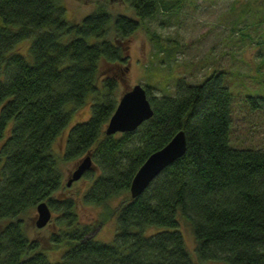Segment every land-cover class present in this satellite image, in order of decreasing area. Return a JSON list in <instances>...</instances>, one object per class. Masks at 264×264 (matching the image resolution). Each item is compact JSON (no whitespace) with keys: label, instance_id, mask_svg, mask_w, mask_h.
<instances>
[{"label":"trees","instance_id":"1","mask_svg":"<svg viewBox=\"0 0 264 264\" xmlns=\"http://www.w3.org/2000/svg\"><path fill=\"white\" fill-rule=\"evenodd\" d=\"M161 1L127 0L134 17L113 15L99 0L76 22L59 0H0V264H196L182 220L192 227L199 264H264V147L230 145L225 71L197 84L177 77L174 91L161 96L146 85L153 116L132 131H104L129 64L123 43ZM88 104L89 118L72 124L58 155L53 142ZM180 128L185 154L132 197L137 168ZM86 153L97 169L82 176L93 179L84 204L121 196L109 242L82 224L77 200L58 196L62 163ZM44 200L56 212L50 242L69 245L57 261L29 239L22 219Z\"/></svg>","mask_w":264,"mask_h":264},{"label":"rangeland","instance_id":"2","mask_svg":"<svg viewBox=\"0 0 264 264\" xmlns=\"http://www.w3.org/2000/svg\"><path fill=\"white\" fill-rule=\"evenodd\" d=\"M59 1L65 7L66 20L76 22L94 12L99 2ZM104 1L113 15L120 12L136 16L135 9L127 0ZM162 2L168 7L162 6ZM161 3H158L156 13L142 19L139 29L132 32L123 43L129 64L119 81V96L123 90L136 83L148 85L153 94L161 96L174 91L177 77H184L190 84H197L210 72L223 70L226 73L225 84L230 87L232 98L230 145L263 148L264 0H163ZM29 41L30 38L26 40L27 44ZM25 43L18 46L23 55L29 45ZM67 106L71 108L73 105ZM90 108L88 104L72 112L69 124L53 142L58 155L63 154L66 136L72 124L88 119ZM83 157L62 163L64 184L58 196L68 195L77 200L76 209L82 224H92V237L95 240L109 242L118 231V209L115 208L121 196L110 198L105 205L84 204L82 195L93 179L81 177L70 186L66 184L67 178ZM55 214L53 212L51 220L41 228L35 223L38 216L36 205L22 217L29 239L37 240L51 261L63 257V252L69 246L67 244L55 248L50 242L49 236L57 229L53 222ZM180 227L192 258L199 264L194 251L196 238L192 227L184 220Z\"/></svg>","mask_w":264,"mask_h":264},{"label":"water","instance_id":"3","mask_svg":"<svg viewBox=\"0 0 264 264\" xmlns=\"http://www.w3.org/2000/svg\"><path fill=\"white\" fill-rule=\"evenodd\" d=\"M145 86L133 84L129 89L123 90V94L118 98V104L115 106L111 118L106 122L105 133L115 134V132L132 131L141 125L146 118L153 116L152 104L147 96ZM186 133L182 128L168 140L167 144L159 147L152 153H149L137 171L133 180L130 182V194L136 197L142 190L148 187L149 182L155 179L159 172L166 168L170 162L184 155L187 146ZM92 157L86 153L83 159L77 163L74 171L67 178V185L70 186L75 180L81 178L85 171L93 167ZM38 216L35 223L39 228L44 227L51 220V209L49 202L41 201L36 205Z\"/></svg>","mask_w":264,"mask_h":264}]
</instances>
